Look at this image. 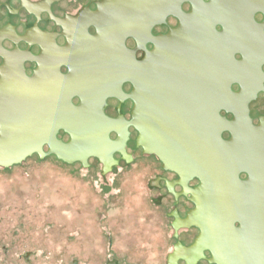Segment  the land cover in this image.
<instances>
[{"label": "flooded vegetation", "instance_id": "1", "mask_svg": "<svg viewBox=\"0 0 264 264\" xmlns=\"http://www.w3.org/2000/svg\"><path fill=\"white\" fill-rule=\"evenodd\" d=\"M181 28L196 54L184 77L161 76L164 57L144 82L146 57ZM203 51L228 60L203 75ZM63 99L103 139L84 169L146 178L173 232L165 264H264V0H0V115L36 101L50 121Z\"/></svg>", "mask_w": 264, "mask_h": 264}, {"label": "water", "instance_id": "2", "mask_svg": "<svg viewBox=\"0 0 264 264\" xmlns=\"http://www.w3.org/2000/svg\"><path fill=\"white\" fill-rule=\"evenodd\" d=\"M165 41L170 50L148 55L141 65L139 78L144 82L152 77L151 64L157 58L162 62L165 57L168 63L160 66L161 76L166 72L181 78L190 56L196 55L185 48L182 28ZM206 55L210 54L201 52L203 75L228 60L219 54L212 63ZM217 86L219 94L229 92L226 86ZM3 104L0 264H165L171 248L167 239L173 232L161 224L165 214L152 208L142 173L130 167L114 170L115 177H101L99 166L84 169L89 157H99L103 139L90 138L86 118L71 116L68 100H58L57 114L50 121L38 114L36 101H27L25 108L18 100ZM103 119L108 125L115 123ZM59 130L70 136L68 143L56 139ZM147 134L143 132L145 150ZM44 145L47 152L42 151ZM164 151L158 156L165 165L170 156ZM34 154L41 160L28 159Z\"/></svg>", "mask_w": 264, "mask_h": 264}]
</instances>
